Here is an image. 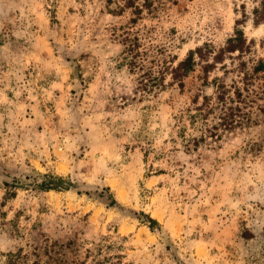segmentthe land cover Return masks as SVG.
I'll return each mask as SVG.
<instances>
[{
	"label": "rangeland",
	"instance_id": "374dc122",
	"mask_svg": "<svg viewBox=\"0 0 264 264\" xmlns=\"http://www.w3.org/2000/svg\"><path fill=\"white\" fill-rule=\"evenodd\" d=\"M261 2L154 0L132 23L105 0H0V264H264V72L253 121L194 150L202 67L153 81L239 19L264 58ZM47 174L69 187L42 191Z\"/></svg>",
	"mask_w": 264,
	"mask_h": 264
},
{
	"label": "trees",
	"instance_id": "16d2710c",
	"mask_svg": "<svg viewBox=\"0 0 264 264\" xmlns=\"http://www.w3.org/2000/svg\"><path fill=\"white\" fill-rule=\"evenodd\" d=\"M107 6L113 14L122 15L127 10L131 13V22L136 23L142 18L145 9L151 10L154 0H105ZM254 22L259 25L264 21V0L259 6L253 8ZM245 20H237L234 34L227 40L226 44L216 49L212 44L205 43L195 49H190L187 55L178 60L171 61L157 76L153 77L154 83L165 86L166 76L171 75L172 82L185 87V78L200 65L204 72L203 86L209 85L214 89L213 94H196L192 104L182 112V132L185 147L188 150L196 149L206 137L221 138L219 130L227 131L231 128L241 126L246 122L253 121L250 110L246 107L253 103L259 95L256 84L260 82L264 72V58H253L248 55L252 52L255 39L249 40L245 29L241 24ZM128 39V38H127ZM226 58L230 59L229 65ZM221 63L222 75H215L210 79L218 64ZM235 75H232L234 74ZM211 120H214L211 122ZM191 128L190 133H186L187 128ZM195 131H201L200 136ZM45 179L38 184L42 191L61 190L68 188L65 179L54 174L44 175ZM142 224H147L154 230L155 225H159L156 219L150 214L141 212ZM20 254L13 252L7 254L8 259L5 264H14Z\"/></svg>",
	"mask_w": 264,
	"mask_h": 264
}]
</instances>
